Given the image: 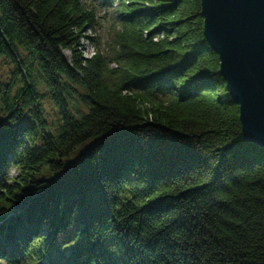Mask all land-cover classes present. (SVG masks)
<instances>
[{
    "label": "trees",
    "instance_id": "trees-1",
    "mask_svg": "<svg viewBox=\"0 0 264 264\" xmlns=\"http://www.w3.org/2000/svg\"><path fill=\"white\" fill-rule=\"evenodd\" d=\"M101 4L84 57V0H0V264H264V149L201 1Z\"/></svg>",
    "mask_w": 264,
    "mask_h": 264
},
{
    "label": "water",
    "instance_id": "water-1",
    "mask_svg": "<svg viewBox=\"0 0 264 264\" xmlns=\"http://www.w3.org/2000/svg\"><path fill=\"white\" fill-rule=\"evenodd\" d=\"M206 41L238 105L243 140L264 149V0H200Z\"/></svg>",
    "mask_w": 264,
    "mask_h": 264
},
{
    "label": "rangeland",
    "instance_id": "rangeland-1",
    "mask_svg": "<svg viewBox=\"0 0 264 264\" xmlns=\"http://www.w3.org/2000/svg\"><path fill=\"white\" fill-rule=\"evenodd\" d=\"M85 4L88 7H91L96 12L97 23L94 30L87 31L86 35L96 36V40L91 41L89 39H83L81 42V52L84 57H90L97 49L106 56L109 55V50L107 46L109 31L112 24L116 21L115 18V9L114 7H104L101 4V0H84ZM65 56L70 59V52L64 51ZM114 64H111V67H114ZM45 112L47 118L54 122L56 120V110L55 107L46 99L45 96ZM16 175L14 170L10 171V176L14 177Z\"/></svg>",
    "mask_w": 264,
    "mask_h": 264
}]
</instances>
